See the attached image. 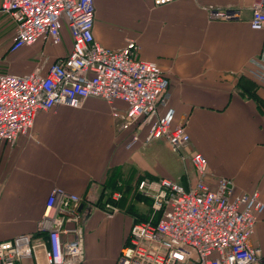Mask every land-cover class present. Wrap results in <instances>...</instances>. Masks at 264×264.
Listing matches in <instances>:
<instances>
[{"label":"crops","instance_id":"1","mask_svg":"<svg viewBox=\"0 0 264 264\" xmlns=\"http://www.w3.org/2000/svg\"><path fill=\"white\" fill-rule=\"evenodd\" d=\"M253 1L95 0L94 35L113 48L134 39L139 58L161 65L170 80L165 109L175 108V121L186 122L191 140L183 154L206 157L208 184L215 186L217 177L226 176L234 180L235 194L258 191L264 201V86L247 73L264 45V31L250 24ZM211 9L239 10L240 17L211 18ZM16 28L13 17L0 9V73H27L36 66L46 73L72 50L64 25L60 43L39 40L13 51ZM148 130L143 123L121 129L101 97H88L81 107L40 110L29 133L13 145L0 144V241L35 231L54 187L103 207L112 190L123 187L128 193L115 214L87 202L80 206L82 264H116L134 221L148 209L145 200L131 197L138 179L149 175L187 182L186 175L176 179L166 161L185 170L178 155L162 152L160 139L145 143ZM135 133L139 139L129 146ZM251 240L264 253V211Z\"/></svg>","mask_w":264,"mask_h":264},{"label":"built area","instance_id":"2","mask_svg":"<svg viewBox=\"0 0 264 264\" xmlns=\"http://www.w3.org/2000/svg\"><path fill=\"white\" fill-rule=\"evenodd\" d=\"M173 0H153L163 5ZM2 11L17 23L11 50L41 40L58 44L66 25L73 38L69 55L52 62L46 73L36 66L27 73H0V144L13 145L30 132L37 113L56 105L81 107L91 96L105 99L126 129L148 124L145 143L160 139L185 164L186 184L170 177L142 178L137 191L151 200L148 218L135 221L116 264H264L261 247L252 243L264 211L260 193H234L232 178L219 176L216 185L206 157L183 151L190 144L186 122H176L167 106L170 80L161 65L139 58V43L129 39L113 48L95 39V0H3ZM211 18L235 19L239 10L209 11ZM251 27L264 31V0L252 3ZM264 86V45L248 70ZM122 102L124 106L117 103ZM138 134L128 144L133 145ZM192 173L194 177H192ZM121 191L103 206L77 193L54 187L36 230L0 241V264H82L85 230L80 206L107 214L120 210Z\"/></svg>","mask_w":264,"mask_h":264},{"label":"trees","instance_id":"3","mask_svg":"<svg viewBox=\"0 0 264 264\" xmlns=\"http://www.w3.org/2000/svg\"><path fill=\"white\" fill-rule=\"evenodd\" d=\"M96 4V3H95ZM249 75H251L250 74V72L248 71L247 72ZM252 76V75H251ZM145 177H151V176H149V175H142L139 179H138V182L142 179V178H145ZM151 178H155V177H151ZM186 183V182H185ZM137 185H138V183H137ZM120 190L122 191V193H123V197L121 198V200L124 198V197H126L127 196V193H128V191L127 190H125L123 187L122 188H120ZM115 190H112V192L110 193V196H109V199H111V194L114 192ZM132 196V198H133V200H145L146 201V203H147V205H148V209H147V211H145L143 214H141V216L140 217H138V219H136L135 221H142V220H145L146 218H148V216H149V213H150V211H151V200H149V199H147L146 197H144L142 194H140L138 191H137V187H136V189H134V191L132 192V194H131ZM120 201L118 202V205L120 206ZM130 210H132V208H130ZM129 210V211H130ZM131 212V211H130ZM135 213V212H134ZM129 240V239H128ZM128 242V241H127Z\"/></svg>","mask_w":264,"mask_h":264},{"label":"rangeland","instance_id":"4","mask_svg":"<svg viewBox=\"0 0 264 264\" xmlns=\"http://www.w3.org/2000/svg\"><path fill=\"white\" fill-rule=\"evenodd\" d=\"M162 142V144L163 145H161V150H162V152H164L167 156H169V157H171V158H174L175 156V154L174 153H172L168 148H167V146H166V143L164 142V141H161ZM174 156V157H173ZM177 156V155H176ZM169 160V159H168ZM166 160L167 161V163H169L168 165H171V170H172V173H173V175H174V177L176 178V179H180V177H181V175H185V170L183 169V167L181 166V165H178V164H172L171 162H169V161H172V160ZM166 163V162H165ZM171 163V164H170ZM183 173V174H182ZM182 176V177H183ZM138 206H140V203H138Z\"/></svg>","mask_w":264,"mask_h":264}]
</instances>
